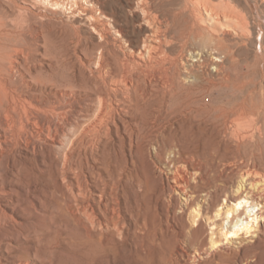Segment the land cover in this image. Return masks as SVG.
<instances>
[{
    "label": "bare ground",
    "instance_id": "1",
    "mask_svg": "<svg viewBox=\"0 0 264 264\" xmlns=\"http://www.w3.org/2000/svg\"><path fill=\"white\" fill-rule=\"evenodd\" d=\"M83 1L60 43L65 0H0V264L261 258L264 0Z\"/></svg>",
    "mask_w": 264,
    "mask_h": 264
},
{
    "label": "rangeland",
    "instance_id": "2",
    "mask_svg": "<svg viewBox=\"0 0 264 264\" xmlns=\"http://www.w3.org/2000/svg\"><path fill=\"white\" fill-rule=\"evenodd\" d=\"M28 1L30 2V0H28ZM75 1H78L79 2V1H83V0H67V1L65 0V2L67 3L66 9H65V6L63 8H58L59 9L58 12L56 14L50 13L49 18L47 19V25L50 28V29L49 28L48 29L53 34V36L57 39V41L60 42V43H61V40H62L61 37L66 36V35H70L71 33H73L74 32V28H78L81 31V33L84 36H86V37H89L91 35V31L89 29V22H88L89 21V18L87 16L85 10H83V8H80L77 4L74 3ZM121 1L122 2L115 1L114 4H116V3L118 4V5H115V7L122 13V15H124L125 17L126 16L128 17V20H130V22L128 23L127 20L126 21L124 20V23L128 24L127 27L131 31L130 33L131 34H135L140 29L139 26H138V24H137L139 18H136V17L133 16V13L134 12L131 11L130 10V7H129V5H131L134 0H121ZM83 2L84 3L86 2L85 4H88V5L90 4L86 0H84ZM123 2H124V5H123ZM73 3H74V5H73ZM250 11L251 10L249 9L248 16L250 15L249 18L251 17L250 19L253 21L252 18H254V16H253V14ZM129 15H130V17H129ZM143 24L146 25L144 22H143ZM252 25L255 27L254 28V31H253V40H254V43H250V44H248L246 46V49H245L244 53L242 54V57L244 58L246 56L245 58H248L250 60V63L253 65L255 63V61L253 60V58H254L256 52L258 51L257 42L259 41V39L257 37L258 34H256V33H259V29L258 30L256 29V25L254 23H252ZM133 31H135V33H132ZM227 34H229V35H227ZM227 34H226V37L228 39H230L231 41H234V42L236 41V40H234L233 34H231V35H230V33H227ZM263 41H264V36L262 38V43H263V47H264V42ZM247 56H249V57H247ZM263 63H264V61H262L258 65V67L256 66L255 69H254V67L252 65H251L253 67L252 69H251V66H250V68H242V70L244 69V71L246 70V72H248L247 80H252V82L256 83L257 87H260L261 85L264 86L263 85V83H264L263 82L264 81V77L262 76V75H264V72H263L264 71V69H263L264 68V64ZM253 73H254V75H253ZM261 79L263 81H260ZM263 89H264V87H263ZM260 92H258V98L260 97L259 99H262L264 97V91L261 92L262 95H261ZM199 102L201 103V102H203V100L200 99ZM221 103L227 105V107H226L227 110H229V108L231 110V107H233V104L226 103L225 102V99H222V98L219 99V97H217L216 94H213L212 96H210V100L208 102L209 105L218 106ZM229 106H231V107H229ZM261 245H262V251L264 252V241L262 242ZM212 254H214V255H212ZM249 254H250L249 251H246L245 253H242L241 255L238 254L237 252L232 253V255L231 254L227 255L226 253H222L221 255L219 254V256L217 255V253L203 254L201 256V258L200 257L199 258L197 257V259H198L199 262L197 261V259L196 260H193L194 262L193 261L192 262L193 263H196V264L197 263L198 264H238L237 262H239V264H249V263L250 264H254L253 262H255V264H260V263L261 264H264V261H263L264 260L263 259L264 258V253L261 254V258H256V259L250 258L249 261H246L247 260L246 257H248ZM211 256H213V257H211ZM71 258L72 257H69L67 255H63L62 256V263L61 264H76L77 261L75 259H73V258L71 259ZM234 258H235V260H234ZM237 258H239V259H237ZM244 259H245V261H244ZM254 260H256V261H254ZM195 261H197V262H195Z\"/></svg>",
    "mask_w": 264,
    "mask_h": 264
}]
</instances>
